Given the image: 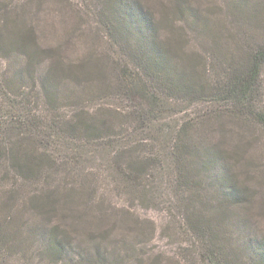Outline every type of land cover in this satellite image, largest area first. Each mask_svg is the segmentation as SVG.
Returning <instances> with one entry per match:
<instances>
[{"label": "rangeland", "instance_id": "374dc122", "mask_svg": "<svg viewBox=\"0 0 264 264\" xmlns=\"http://www.w3.org/2000/svg\"><path fill=\"white\" fill-rule=\"evenodd\" d=\"M105 1L11 0L4 4L6 7L3 11L11 6H19L18 9L25 11L26 28H33L35 37L29 43L30 48L47 54L39 55V59L33 63L32 70L36 75L29 80V90L27 86L22 87L28 83L25 73L22 76L24 78L15 75V68L22 64L26 56L21 55L16 59L0 54V201L2 198L7 199L14 215L20 200L31 193V186H22L20 189L17 185L2 186L8 182L3 176L5 171L11 174L10 157L18 155L21 160H25L23 142L21 146L18 142L22 138L27 148H30L29 144L38 146L36 152L44 151L54 157L52 165L42 168L40 184H35L36 192L49 188V173L55 170L57 179L61 180L62 168L67 160L66 168H73L69 170L72 174L75 171L79 173L81 167L88 174L87 184L77 189L82 192L79 203L103 202L107 207L104 210L107 214L100 211L91 214L96 206H86L88 214L79 213L82 218H76V224L84 223L76 228L77 233L71 240L75 253L80 250L79 244L86 247L91 245L83 239L84 235L91 231L106 233L103 225L109 221L113 223L109 237L124 235L131 242L136 241V252L142 254L144 260L135 264H151V260L156 261L154 264H199L198 240L188 228L184 231L180 225L186 209L183 201L179 200L182 192L174 185L172 168L168 167L170 158H165L169 151L167 146L170 147L177 138L178 125L187 121L192 128L191 136L199 141L197 143L215 146L233 162L236 171L232 172L234 180L246 192L247 198L231 206L230 219L226 223L227 227H224L231 235L229 243H233L243 256L253 257L257 254L258 239L264 238V119L252 118V113L264 116V60L258 68V79L253 83L251 97L242 100L249 111L242 112L241 108L232 106L235 101L228 104L223 100L208 102L195 97H176L153 105L140 104L137 109L141 112L147 109L157 112L152 124L155 129L162 128L163 140L157 136L144 135L142 141L140 137L143 136L138 135L136 139L140 147L137 152L131 147L134 136H128V133L115 139V145L111 143L114 151L109 150V147L98 148L97 143L89 140L73 165L74 159L72 161L70 156L75 152V147L78 149L77 144L80 142L77 140L79 135L72 133L71 124L78 121L80 111L90 123L104 120L105 124L118 128L120 121H126L127 128L131 130L136 119L132 117L129 109L132 107L130 102L127 103L125 94L134 90L131 88L133 83L150 87L145 72L137 70L133 58L125 54L129 51L121 47V41L126 39L131 44L130 52L136 57L139 55V47L146 41L139 40L142 17H129L131 0ZM186 1L187 7L180 10L178 4L170 0H137L141 9L150 12L152 19L159 23L158 41L173 58L165 67L169 77L190 76L191 79L198 70H205L202 74H208L210 83H213L215 78H225L227 62L231 60L240 65L250 51L264 44V0ZM102 8L106 9L104 12L110 15L111 21L118 27L117 30L108 29L115 38L120 37L117 41L99 23L105 17L104 12L99 15ZM31 53L36 57L34 52ZM47 69L59 76L51 101L43 94L41 78L37 76ZM130 72H133L132 78H129ZM128 79L132 84L122 86L128 83ZM104 83L120 84L122 88H112L105 96L98 98L95 90ZM6 85H10L9 88ZM24 91L32 95L33 111L39 120L34 129L26 125L28 117L22 116L21 104H25L23 98L27 97ZM53 96L57 101H54ZM126 103L129 108L125 107ZM170 131L172 135H168ZM104 136L108 138V135ZM118 146L126 147L128 156L137 159L135 161H139V157L151 156L155 148L161 150L164 159L162 167L148 169L141 178L142 184L138 186L136 182H125L114 172V152ZM16 147L18 152L15 151ZM118 165L117 169L120 163ZM121 165L123 167V163ZM218 166H221V162ZM64 188L67 185L59 186L56 190L61 192ZM201 191L206 194L205 190ZM212 191L217 193V190ZM189 206L197 207L193 202ZM80 208L82 206L76 210L79 212ZM59 210L61 213L62 210L67 211V215L71 212V209L62 206ZM22 218L24 224L20 235L17 234V245L11 242L14 246L9 245L4 250L0 247V264H52L50 261L47 263L36 251L43 226L40 228L39 220L28 213L19 216L17 221L20 222ZM99 219L102 220L101 224ZM50 223L63 227L64 219L51 215Z\"/></svg>", "mask_w": 264, "mask_h": 264}, {"label": "trees", "instance_id": "16d2710c", "mask_svg": "<svg viewBox=\"0 0 264 264\" xmlns=\"http://www.w3.org/2000/svg\"><path fill=\"white\" fill-rule=\"evenodd\" d=\"M9 1L11 0H0V54L6 58L16 57V59L21 55L26 56L22 64L15 68L17 71L15 75L19 74L22 77L23 73H25L28 83L26 82L27 84H23L22 87L27 86L29 90V80H32L36 75L34 74V70H32L33 63L39 59L37 58L39 55L41 56L47 53L30 48V44L35 37L33 36V28H26L24 10L18 9L19 6H11L7 11L2 10L6 7L4 4ZM103 1L106 3L105 0ZM170 1L177 3L180 10L187 7L186 0ZM130 4V14L128 15L130 18H133V16L142 17L143 27L139 31V40L145 39L146 41L141 43L139 47L141 50L137 57L130 52L131 44L126 39L121 41V47L129 51L125 54L133 58L132 61L134 63H132L137 67V70L145 72V76L149 78L150 87L148 88L146 84L145 86H139L133 83L131 88L134 90L125 94L128 97L126 101L127 103L130 102V107L132 108H129L127 103L125 107L130 109L132 117H134L133 119H136L135 124L131 128L132 131L127 128L126 121H120L118 128L105 124L104 120H100L98 123H90L82 117V112L80 111L78 121L71 124V131L73 134L79 135L77 140L80 142L77 144L78 149L75 147V152L70 156L72 161L74 159L73 165L77 162V156H81L80 150L89 140L97 143L96 146L98 148L106 149L109 147V150L114 151L111 143L115 145V139L126 136L128 133V136H134L136 140L131 145L136 152L140 147V143L136 139L138 135L143 136L140 137L142 141H144V135L157 136L163 140V136L161 135L162 128L155 129L152 124L153 120L157 117V112L151 109L141 112L137 109V106L140 104L153 105L176 97H195L194 99H203L208 102L223 100L229 104V102L235 101L232 106L241 108L240 110L242 112L249 111L244 101L251 97L250 92L253 83L258 79V68L264 60V44L260 45L257 50L250 51L249 56H246L240 65H236L231 60L227 62V71L224 79L215 78V81L210 83L208 74H202L205 70H198L196 75L191 79L190 76L171 78L165 72V67L172 62L173 58L164 51L163 45L158 41L159 23L152 19L153 15L150 12L144 8L141 9L137 0H131ZM101 10L99 13L100 16L106 9L102 8ZM186 11L187 9L181 13L184 14ZM104 14V20L99 21L100 25L105 27L107 31L110 28L117 30L118 27L115 22L111 21L110 15L106 12ZM110 23L113 25L110 26ZM109 34L114 41L120 38L118 36L115 38L110 32ZM31 52H34L36 57ZM52 72L50 69H47L37 74L41 78L40 86L43 94L50 101L56 80L59 77L57 73L53 74ZM130 77H133V72L129 73ZM128 80V83H123L122 86L132 84L131 80ZM6 86L9 88L10 85ZM115 87L118 89L122 88L120 84L110 85L104 83L95 92L98 98H100ZM24 93L27 97L23 98L25 104H21L23 106L22 116L28 117L26 125L34 129L39 120L35 111H33V103L30 100V96L32 95L27 91H24ZM53 97L54 101H57V98L55 96ZM121 116L124 117L122 113ZM252 118L261 120L264 119V116L259 113H252ZM191 130L192 128L187 121L178 125V130H176L177 138L174 139L170 147L167 146L169 151H167L168 153L165 158L168 159V156L170 158L171 163H169L168 167L170 169L172 168L171 174L173 182L175 183L174 185L182 192L179 200L183 201V206L185 205L184 209H186L183 222L180 225L184 231L188 228L190 233L198 240L200 249V260L198 263L264 264V238L258 239V242L256 241L257 254L253 257H245L233 243H229L231 235L226 232L227 228L224 227V225L227 227L226 223L229 222L231 206L235 203H241L247 198L246 192L241 190V187L236 185L234 180L235 175L233 176V173L236 171L232 166L233 162L229 159L228 155L224 154L220 149L215 148V146L197 143L199 141L191 136ZM170 132L168 135H172V132ZM104 135H108V138ZM18 142L19 146L23 142L22 146L24 149L22 151L23 155H26L25 160H21L18 155L16 157H10L9 168L11 174L8 175L5 171V175L3 176H6L8 182L2 184V186L14 187L17 185L18 189L22 188V186H31V193L20 200L19 208L14 211V215L11 212L12 206L10 207L8 200L2 198L0 201V247L2 246L3 250L8 248L9 245L14 246L15 243L17 245V234L19 233L20 235L24 224L23 218L20 222L17 221L18 217H21L24 213H28L32 218L39 220L40 228L43 226L40 230L42 235L36 251L47 263L50 261L52 264H135L137 261L144 260L142 254H137L136 252V241L131 242L124 235L109 237V231L113 224L109 221L103 225V228L106 230L104 234L102 232L94 233L92 231L89 234L86 231L88 235H84L83 239L90 242L91 245L86 247L79 244L80 250H78V253H75L71 240L74 238L73 235L77 233L75 231L76 228L84 223L83 221L80 224H76V218H82L79 217V213L88 214L86 206L90 208L96 206L91 211V214L95 211L107 214L104 211L106 210L105 203L88 204L86 201L81 202V204L79 203V195L82 192L77 189L79 186H85L87 184L85 182L88 179V174L84 173L85 170L83 167L80 168L79 173L74 170L76 173L72 174L69 170H73V168H66V165H68L67 160L64 162L62 168L61 180L57 179L55 170L51 174L49 173L50 180L47 182L49 188L46 187L43 192H36L35 184H40L39 178L42 168L46 165H52L54 163V157L44 151L36 152L38 146L32 147L29 144L30 148H27L24 146L25 142L22 138ZM14 144L16 145L15 142ZM40 145H42V141H40ZM115 149L114 155L116 159L113 160L115 174L120 175L122 177L121 179L125 182L130 181L131 184L136 182L137 186L142 184L141 178L146 175L148 169H160L164 162L163 152L156 148L151 156L148 155L149 157L140 158L138 156L139 161H135L137 159L128 156L126 147L118 146ZM15 151L18 152L17 147ZM220 162L221 166H218ZM118 163H120L119 169H117L119 166ZM121 163H123V167ZM187 167H189L188 170ZM92 179H95V177H92ZM43 180L45 181L44 176ZM66 185L67 188L62 189L61 192L59 191L60 193L56 190L59 186ZM199 188L205 190L206 194L204 195ZM212 190H217V193ZM185 192H187V196H185ZM192 202L197 207H190L189 204ZM61 206L64 209H71L70 214L67 215V211L65 210H62L61 213L59 210ZM78 206H82L79 212L76 210ZM51 215H58L60 219H64L63 227L61 225L51 224ZM66 220H68V223ZM70 222L72 223L71 226L69 225ZM91 222L94 221L91 220ZM101 222L102 220L99 219L100 224ZM96 224L98 225V223ZM98 229L100 230L101 228L98 226ZM11 242L14 245H11ZM149 262L154 264L156 261L151 260Z\"/></svg>", "mask_w": 264, "mask_h": 264}]
</instances>
